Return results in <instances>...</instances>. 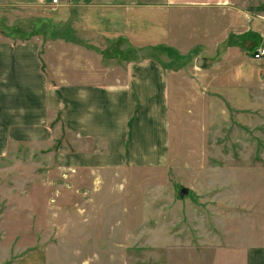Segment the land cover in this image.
I'll use <instances>...</instances> for the list:
<instances>
[{"label":"rangeland","instance_id":"1","mask_svg":"<svg viewBox=\"0 0 264 264\" xmlns=\"http://www.w3.org/2000/svg\"><path fill=\"white\" fill-rule=\"evenodd\" d=\"M58 1L0 4V264H264V0H232L245 35L184 54L76 30ZM143 60L183 94L104 97L113 133L80 135L75 84L106 91Z\"/></svg>","mask_w":264,"mask_h":264},{"label":"crops","instance_id":"2","mask_svg":"<svg viewBox=\"0 0 264 264\" xmlns=\"http://www.w3.org/2000/svg\"><path fill=\"white\" fill-rule=\"evenodd\" d=\"M10 1L21 4L25 0H0V4ZM233 7L232 0H75V2L71 0L69 6L62 12L65 13L66 18L74 17L76 30L83 27L81 29L102 39L123 37L135 48L162 45L178 49L181 54H184L195 48H200L203 52L209 49L215 51L218 45L232 33L241 37L245 35L249 30L248 15H244L241 19L244 28L235 31ZM191 10H201L209 16L205 17L198 26H194V22H188L190 27L184 28L183 24L186 22L182 21L181 15ZM79 33L81 34V31ZM262 39L264 43V38ZM259 45L262 44L254 46ZM237 49V46L228 47L226 52L234 53ZM154 61H132L133 63L127 64L126 72L133 78L118 80L113 85H104L107 88L106 91L99 89L101 85L89 83L88 88L85 89L83 82L75 84L81 96L79 97L81 108L75 115L76 121H80L79 125H75L79 134L108 136L113 133L111 129L113 111L109 110L107 113L98 104L104 97L110 99L113 109V104H118L122 97L130 101L138 97L140 101L144 99L145 103L152 104L156 100L168 102L172 95H182V91L176 86L178 82L175 83L167 76L165 77L166 70ZM86 94H89L92 98L90 101L94 103L90 105L92 113L84 118L82 117L84 113V97L82 96ZM78 101L77 97L76 103ZM108 163L111 165V162L108 161Z\"/></svg>","mask_w":264,"mask_h":264},{"label":"built area","instance_id":"3","mask_svg":"<svg viewBox=\"0 0 264 264\" xmlns=\"http://www.w3.org/2000/svg\"><path fill=\"white\" fill-rule=\"evenodd\" d=\"M52 8L56 9L59 6L58 0H51ZM250 58L255 63H264V46L259 45L250 52Z\"/></svg>","mask_w":264,"mask_h":264},{"label":"water","instance_id":"4","mask_svg":"<svg viewBox=\"0 0 264 264\" xmlns=\"http://www.w3.org/2000/svg\"><path fill=\"white\" fill-rule=\"evenodd\" d=\"M205 59L204 58H198L195 61V67L196 68H200V69H204L205 68V63H204ZM187 193V189L183 188L180 190V197H183L185 194Z\"/></svg>","mask_w":264,"mask_h":264},{"label":"trees","instance_id":"5","mask_svg":"<svg viewBox=\"0 0 264 264\" xmlns=\"http://www.w3.org/2000/svg\"><path fill=\"white\" fill-rule=\"evenodd\" d=\"M254 48H256V46H254L253 48H251V51H252Z\"/></svg>","mask_w":264,"mask_h":264}]
</instances>
